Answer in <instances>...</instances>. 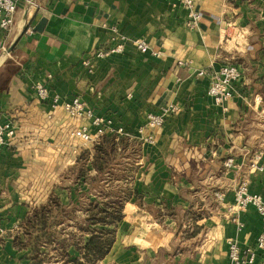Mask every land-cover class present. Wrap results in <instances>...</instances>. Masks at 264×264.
<instances>
[{"label": "crops", "instance_id": "0c3cea01", "mask_svg": "<svg viewBox=\"0 0 264 264\" xmlns=\"http://www.w3.org/2000/svg\"><path fill=\"white\" fill-rule=\"evenodd\" d=\"M31 1L39 7L18 0L11 30L0 32V122L15 127L0 152V264L82 260L71 238L83 245L92 227L89 204L112 198L99 194V177L107 189L116 187L121 217L104 225L113 241L93 264H230L227 240L254 248L262 229L256 209L237 212L241 229L230 216L244 176L264 201V0H195L200 19L193 29L184 7L169 0ZM42 18V30H34ZM137 38L147 42L146 52ZM117 42L122 52L92 58L90 70L82 64ZM226 59L240 76L233 95L216 105L208 76L198 71L218 70ZM40 81L48 99L35 95ZM55 94L78 96L113 128L131 133L102 174L93 163L96 142L68 136L87 125L94 137L95 129L53 108ZM169 103L179 110L162 126L137 132L149 112ZM150 133L153 142L144 141ZM259 151L261 171L250 167ZM227 158L233 166L223 164ZM41 208L51 210L57 243L40 245L36 256L25 221ZM251 264H264V247Z\"/></svg>", "mask_w": 264, "mask_h": 264}, {"label": "built area", "instance_id": "2783aa9c", "mask_svg": "<svg viewBox=\"0 0 264 264\" xmlns=\"http://www.w3.org/2000/svg\"><path fill=\"white\" fill-rule=\"evenodd\" d=\"M18 0H0V32L8 34L14 24V14L17 7ZM175 2L186 11V26L188 28H196L200 19V13L196 8L195 0H169ZM30 5L39 7V4L28 0ZM27 31L31 32V28L28 27ZM135 46L142 52L148 50L147 42L143 38H137L134 40ZM2 51H6L5 46H1ZM124 49L122 42L109 45L108 47L98 48L91 52L90 56L82 61V64L90 70L92 58H103L108 54H117ZM157 55L158 52H153ZM178 64H182L178 61ZM198 75L208 76V89L207 93L212 98L216 105L223 104L228 98L233 95L234 84L240 76V71L237 65L231 60H225L218 70H199ZM35 95L42 99H48L49 91L45 82H36L34 84ZM51 106L61 108L65 113L74 119L86 120L90 126L95 129L94 137L89 133L87 125H82L78 128L71 130L68 134L70 138L78 137L84 141L98 142V137L104 135H114L116 139L119 136L130 137L131 133L126 132L123 128H113L112 119L108 116L96 115L92 109L81 100L78 96H74L70 99L60 100L58 95H53L51 98ZM179 107L176 104L169 103L162 106L156 112H149L146 115L145 126H140L137 129L138 133H142L145 127L158 128L165 122L167 116L176 113ZM15 133L14 124L11 121L0 122V152L4 147L8 146ZM144 141L153 142V134L150 133L143 138ZM263 152L259 151L255 153L250 161V167L254 170H262L263 164L261 162ZM225 166L230 167L234 165L233 158H227L224 163ZM249 180L247 176L242 177L240 182L234 188V204L235 210L232 212L230 219L236 224L238 229H241L243 223L240 221L237 212L245 209L247 206H253L262 220V229L256 237V246L254 248H242L235 240H227V256L230 264H251L256 257V250L264 247V201L261 195L249 191ZM218 198L223 196L222 192L216 194ZM1 231V228H0Z\"/></svg>", "mask_w": 264, "mask_h": 264}, {"label": "trees", "instance_id": "16d2710c", "mask_svg": "<svg viewBox=\"0 0 264 264\" xmlns=\"http://www.w3.org/2000/svg\"><path fill=\"white\" fill-rule=\"evenodd\" d=\"M126 142L123 136L118 139L114 135H104L98 142L94 144L96 156L94 158V166L100 174L109 167L112 155ZM107 196V195H106ZM116 197V196H115ZM111 198L103 202L99 206L96 202L89 204L87 210L86 224L92 225L87 227L88 238L82 245L76 244L77 248L82 251V260L74 258L65 259L70 264H93L97 259L101 258L110 248L113 241L112 229L104 228V225L111 224L121 217V199L117 197ZM50 209H39L25 221V230H29V245L31 254L39 255V246L54 241V232L50 230L53 227V220H50ZM64 244V242H63ZM40 263L41 259L34 261Z\"/></svg>", "mask_w": 264, "mask_h": 264}, {"label": "rangeland", "instance_id": "374dc122", "mask_svg": "<svg viewBox=\"0 0 264 264\" xmlns=\"http://www.w3.org/2000/svg\"><path fill=\"white\" fill-rule=\"evenodd\" d=\"M119 167H121V166H119ZM121 169V168H120ZM116 179H118V177H116V178H113V180L115 181ZM101 180V182L99 183V181ZM95 181V180H94ZM96 182H97V184H96ZM107 181L106 180H104V178L103 177H99L98 179H96V181H95V185H99V188H100V191L101 192H99V194L102 196L103 195V197H106V195H107V197H109V198H114L115 197V194L117 193L115 190H114V188H116L114 185L111 187V188H113V189H107L106 187H107V185H108V183H106ZM99 183V184H98ZM106 183V184H105ZM95 190H97V189H95ZM116 192V193H115ZM106 194V195H105ZM105 195V196H104ZM117 195V194H116ZM73 226H74V224H72ZM68 226H70V224L68 223ZM69 237H68V240H67V242H69ZM57 241V237H56V235H55V239H54V241ZM78 241L79 242V244H82V242H81V238H79V239H77V237L76 238H71V241L72 242H74V241ZM55 241V243H57ZM59 241V240H58ZM59 243V242H58ZM64 244H65V242H64Z\"/></svg>", "mask_w": 264, "mask_h": 264}, {"label": "water", "instance_id": "95a60500", "mask_svg": "<svg viewBox=\"0 0 264 264\" xmlns=\"http://www.w3.org/2000/svg\"><path fill=\"white\" fill-rule=\"evenodd\" d=\"M44 22H45V18L40 19V22H39L38 25L34 28V30H36V31H41ZM12 48H13V44H11V45L9 46V48L7 49V52H10Z\"/></svg>", "mask_w": 264, "mask_h": 264}]
</instances>
